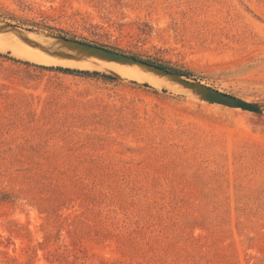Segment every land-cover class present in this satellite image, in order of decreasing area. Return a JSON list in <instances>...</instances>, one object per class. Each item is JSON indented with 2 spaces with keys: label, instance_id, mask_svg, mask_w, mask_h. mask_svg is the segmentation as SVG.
<instances>
[{
  "label": "rangeland",
  "instance_id": "374dc122",
  "mask_svg": "<svg viewBox=\"0 0 264 264\" xmlns=\"http://www.w3.org/2000/svg\"><path fill=\"white\" fill-rule=\"evenodd\" d=\"M0 264H264V0H0Z\"/></svg>",
  "mask_w": 264,
  "mask_h": 264
},
{
  "label": "trees",
  "instance_id": "16d2710c",
  "mask_svg": "<svg viewBox=\"0 0 264 264\" xmlns=\"http://www.w3.org/2000/svg\"><path fill=\"white\" fill-rule=\"evenodd\" d=\"M56 35L58 37H60V38L66 39V40L76 41L74 38H69V37H66V36L61 35V34H56ZM79 42H82V41H79ZM82 43L93 45V46H96V47H100V48H103L105 50H109V51H113V52L122 53V54H124L126 56H129V57L135 59V60L141 61V62L146 63L148 65H152V66L158 67L160 69H163L165 71H168V72H171V73H174V74L185 75V76L191 75L189 72H186V71H183V70H179L177 68H174V67H171V66H167L165 64L157 63V62H154V61H151V60L142 59V58H140L138 56H135V55L125 54V52H122V51H120L118 49H114V48H111V47H108V46H105V45H100V44L99 45H95V44H90V43H87V42H82ZM55 69L58 70V71L64 72V73L76 74V75H81V76H86V77H102V78L113 79V80L116 79V77L111 75V74H106L104 72H100V71H97V70H91V71L90 70H79V69L61 67V66H57V67H55Z\"/></svg>",
  "mask_w": 264,
  "mask_h": 264
},
{
  "label": "water",
  "instance_id": "95a60500",
  "mask_svg": "<svg viewBox=\"0 0 264 264\" xmlns=\"http://www.w3.org/2000/svg\"><path fill=\"white\" fill-rule=\"evenodd\" d=\"M64 40H66V39H64ZM80 43H82V42H80ZM82 44H84V45H88V46H93V45H89V44H85V43H82ZM94 47H96V46H94ZM97 48H99L100 49V47H97ZM103 48H101L100 50H102ZM102 51H109V50H105V49H103ZM113 52V51H112ZM117 52H115V54H116ZM124 55V54H123ZM122 55V56H123ZM124 56H126V55H124ZM127 58H129V59H131L132 61H136V62H140V63H142V64H146V63H143V62H141V61H138V60H135V59H133V58H131V57H129V56H126ZM146 65H148V64H146ZM148 66H150V67H154V68H157L158 70H161V71H163V72H166V73H168V74H174V73H171V72H168V71H165V70H163V69H160V68H158V67H155V66H152V65H148ZM179 75V74H178ZM210 99L211 100H213V101H216V102H219V103H222V104H226V105H230V106H235V107H240V108H242V109H246V110H250V111H257L258 110V108L255 106V105H253V104H251V103H248V102H245V101H242V100H240V99H237V98H234V97H232V96H229L228 94H210Z\"/></svg>",
  "mask_w": 264,
  "mask_h": 264
},
{
  "label": "bare ground",
  "instance_id": "6f19581e",
  "mask_svg": "<svg viewBox=\"0 0 264 264\" xmlns=\"http://www.w3.org/2000/svg\"><path fill=\"white\" fill-rule=\"evenodd\" d=\"M103 52V51H102ZM46 53V52H44ZM105 53V52H104ZM18 56L25 59V60H29L32 62H36V63H42V64H48V63H52L56 60V56L55 60L53 61L54 57L51 56V58H53L52 60H50L49 57L45 56L44 54H34V53H29V52H17ZM52 54V53H51ZM108 54V53H106ZM54 55V54H53ZM104 55V54H103ZM107 57V56H106ZM59 58V57H58ZM111 58V57H110ZM123 58V57H122ZM60 60V59H59ZM62 60V59H61ZM60 60V61H61ZM136 62V61H133ZM58 63H66V62H58ZM139 65V64H138ZM143 65V64H142ZM148 67V66H147ZM167 74V73H166Z\"/></svg>",
  "mask_w": 264,
  "mask_h": 264
}]
</instances>
